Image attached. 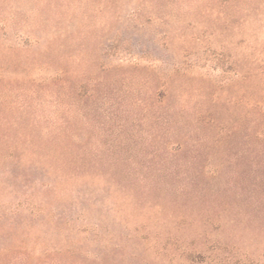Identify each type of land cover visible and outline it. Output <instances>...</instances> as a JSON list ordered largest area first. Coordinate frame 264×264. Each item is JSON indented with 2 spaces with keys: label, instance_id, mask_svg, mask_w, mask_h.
I'll return each mask as SVG.
<instances>
[{
  "label": "rangeland",
  "instance_id": "1",
  "mask_svg": "<svg viewBox=\"0 0 264 264\" xmlns=\"http://www.w3.org/2000/svg\"><path fill=\"white\" fill-rule=\"evenodd\" d=\"M0 264H264V0H0Z\"/></svg>",
  "mask_w": 264,
  "mask_h": 264
}]
</instances>
